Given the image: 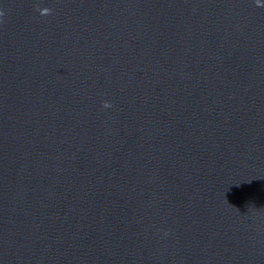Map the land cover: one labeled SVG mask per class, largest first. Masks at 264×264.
Segmentation results:
<instances>
[{
    "label": "water",
    "instance_id": "1",
    "mask_svg": "<svg viewBox=\"0 0 264 264\" xmlns=\"http://www.w3.org/2000/svg\"><path fill=\"white\" fill-rule=\"evenodd\" d=\"M0 264H264V0H0Z\"/></svg>",
    "mask_w": 264,
    "mask_h": 264
}]
</instances>
